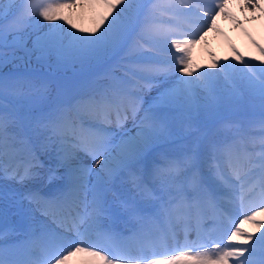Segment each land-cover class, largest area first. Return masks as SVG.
I'll return each mask as SVG.
<instances>
[{
  "label": "snow or ice",
  "instance_id": "6c2138e0",
  "mask_svg": "<svg viewBox=\"0 0 264 264\" xmlns=\"http://www.w3.org/2000/svg\"><path fill=\"white\" fill-rule=\"evenodd\" d=\"M228 5L0 0V264H264V59L193 64Z\"/></svg>",
  "mask_w": 264,
  "mask_h": 264
},
{
  "label": "bare ground",
  "instance_id": "6f19581e",
  "mask_svg": "<svg viewBox=\"0 0 264 264\" xmlns=\"http://www.w3.org/2000/svg\"><path fill=\"white\" fill-rule=\"evenodd\" d=\"M242 4L243 0H229L227 9L232 15L238 16L239 20H242L239 27L235 26L230 18L224 16L217 17V25L231 30L237 27L240 31L242 28H247L246 25L250 26L252 28L251 33H248V31H233L231 33L232 37L226 38L225 43L234 47L245 60L259 62L264 58L261 57L260 52L257 53L258 50L251 41L253 39L257 41L258 38L264 45V13H260L259 11L253 12L250 9L241 10L240 6ZM254 15L257 17L256 19H252ZM72 19L78 28H91L95 22L93 12L89 8L76 9L72 15ZM65 26L67 27V25ZM211 34V31L208 32L206 42L197 44L198 47L193 51V64L200 70L215 71L216 69L208 68L212 60L215 59L222 63L226 61L229 65L236 64L239 67L240 62L235 59L236 52L224 46L226 44L218 37H211ZM209 53H213L214 55H209ZM84 260L86 261L87 258Z\"/></svg>",
  "mask_w": 264,
  "mask_h": 264
},
{
  "label": "rangeland",
  "instance_id": "374dc122",
  "mask_svg": "<svg viewBox=\"0 0 264 264\" xmlns=\"http://www.w3.org/2000/svg\"><path fill=\"white\" fill-rule=\"evenodd\" d=\"M197 47H198V45H197Z\"/></svg>",
  "mask_w": 264,
  "mask_h": 264
}]
</instances>
